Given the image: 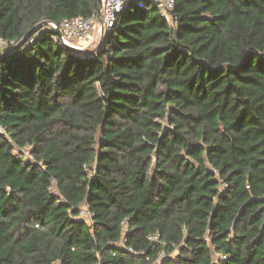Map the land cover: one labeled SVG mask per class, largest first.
Here are the masks:
<instances>
[{
    "label": "trees",
    "instance_id": "16d2710c",
    "mask_svg": "<svg viewBox=\"0 0 264 264\" xmlns=\"http://www.w3.org/2000/svg\"><path fill=\"white\" fill-rule=\"evenodd\" d=\"M96 9L0 0V264H264V0Z\"/></svg>",
    "mask_w": 264,
    "mask_h": 264
},
{
    "label": "built area",
    "instance_id": "2783aa9c",
    "mask_svg": "<svg viewBox=\"0 0 264 264\" xmlns=\"http://www.w3.org/2000/svg\"><path fill=\"white\" fill-rule=\"evenodd\" d=\"M129 4H135L139 7L152 5L166 21L172 23L174 20L171 13L174 6V0H101V26L105 32L109 31L112 27L117 14ZM96 17L97 13L94 15L92 14L89 17L78 15L71 18H64L59 25L52 22L49 23L51 28L54 30L58 29L60 32L59 35L54 32L52 35V41L58 42L74 51H87L88 44L92 37L93 23ZM0 44H5V41L0 39ZM0 131H2L1 126ZM81 215H84L87 218L89 217V214L86 211H81ZM121 224L124 233L127 229L126 222L122 221ZM148 239L151 242H158L159 236L155 233L149 235ZM127 250L130 255H136L138 253L131 247H128ZM164 256L165 254H163L162 251L159 252L153 264H163Z\"/></svg>",
    "mask_w": 264,
    "mask_h": 264
},
{
    "label": "rangeland",
    "instance_id": "374dc122",
    "mask_svg": "<svg viewBox=\"0 0 264 264\" xmlns=\"http://www.w3.org/2000/svg\"><path fill=\"white\" fill-rule=\"evenodd\" d=\"M104 33H105V31H104ZM104 33H103V35H104ZM103 35H102V26H100V22L98 23L97 18H95L94 23H93L91 41L88 44L87 49L88 50H94L99 45V43L101 42ZM4 45L5 44H0V55H3L4 54L3 51L7 48ZM174 254H175V251L171 253V255H174Z\"/></svg>",
    "mask_w": 264,
    "mask_h": 264
},
{
    "label": "water",
    "instance_id": "95a60500",
    "mask_svg": "<svg viewBox=\"0 0 264 264\" xmlns=\"http://www.w3.org/2000/svg\"><path fill=\"white\" fill-rule=\"evenodd\" d=\"M100 8H101V0H97V9H96V13H97L98 17L101 18V11H100ZM100 22H101V21H100ZM30 32H31V31H28V32L26 33V35H24L23 40L26 38V36H27ZM55 32H56L57 35H59V33H60L58 29H56ZM103 33H104V29H102V35H103Z\"/></svg>",
    "mask_w": 264,
    "mask_h": 264
},
{
    "label": "crops",
    "instance_id": "0c3cea01",
    "mask_svg": "<svg viewBox=\"0 0 264 264\" xmlns=\"http://www.w3.org/2000/svg\"><path fill=\"white\" fill-rule=\"evenodd\" d=\"M97 20H98V23L101 21V18L100 17H98V15H97ZM100 26H101V22H100Z\"/></svg>",
    "mask_w": 264,
    "mask_h": 264
}]
</instances>
